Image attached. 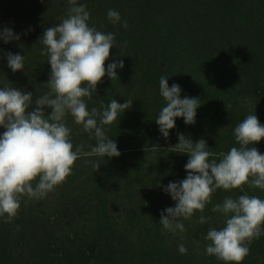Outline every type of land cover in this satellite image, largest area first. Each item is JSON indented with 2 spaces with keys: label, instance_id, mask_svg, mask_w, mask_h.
Segmentation results:
<instances>
[{
  "label": "rangeland",
  "instance_id": "rangeland-1",
  "mask_svg": "<svg viewBox=\"0 0 264 264\" xmlns=\"http://www.w3.org/2000/svg\"><path fill=\"white\" fill-rule=\"evenodd\" d=\"M77 4L86 5L90 27L115 36L105 67L119 60L124 63L116 70L119 79L112 81L105 75V87H97L91 99L84 98L85 103L89 111L97 108L102 112L112 99L121 104L133 101L130 109L104 128L109 138L136 148L139 156L131 159L136 161L137 171L146 172L148 165H155L164 148L175 151L172 147L179 143L178 133L195 143L206 140L208 150L214 151L209 159L219 162L222 153L240 147L234 129L247 115L256 114L264 125V0H77ZM70 7L69 0H0V31L10 28L20 36L8 43L0 39V88L31 92L30 110L35 109L37 97L51 92L47 84L51 66L47 54H41L45 46L40 38L47 28L67 17ZM110 9L120 14L119 23L108 19ZM9 52L25 56L24 70L14 73L8 67ZM161 76L168 78L169 87L180 85L181 98L201 100L196 123L188 125L182 117L176 118V127L167 139L155 122L166 106L156 84ZM44 111L50 115L52 109L45 107ZM65 123L71 129L74 151L83 145L88 152L96 145L94 132H85L71 114L66 115ZM5 130L0 127V135ZM252 146L264 155V140ZM175 154L180 156L168 160L169 172L155 198L143 202L132 192L134 184H117L108 197L102 192L103 216L98 214L100 199L93 186L98 171L91 170L101 160L81 157L66 180L46 197L21 198L13 220L29 219L28 235L33 238L26 242L30 246L23 255L18 254L11 263L85 264L91 249L105 250L107 240L116 245L128 241L143 258L142 264H210L212 257L218 260L206 253L210 243L206 237L209 230H220L226 222L212 208L226 197L237 199L240 189H217L203 213L196 211L190 220L181 219L185 231L164 229L161 212L176 204L164 188L188 175L189 155ZM123 160L119 163L125 168L134 165ZM241 190L264 199V189L245 184ZM201 215L206 218L202 224L198 223ZM261 236L259 245L264 249V232ZM181 244L187 249L185 254L179 251ZM125 256L123 251L116 253L114 261L127 260ZM3 259L0 255L1 264ZM216 264L227 262L218 260Z\"/></svg>",
  "mask_w": 264,
  "mask_h": 264
},
{
  "label": "clouds",
  "instance_id": "clouds-1",
  "mask_svg": "<svg viewBox=\"0 0 264 264\" xmlns=\"http://www.w3.org/2000/svg\"><path fill=\"white\" fill-rule=\"evenodd\" d=\"M69 3L67 17L47 28L40 38L45 46L41 54H47L51 66L47 83L51 92L37 97L35 109L30 110L31 92L0 88V127L6 129L0 135V217L5 223L18 215L22 197H46L63 183L81 156L111 158L121 155L117 143L106 135L104 126L120 118L132 107L133 101L121 104L112 99L101 112L97 108L89 111L84 100L85 97L91 99L105 75L112 81L119 79L116 70L124 67L123 60L105 67L115 46V36L89 26L90 13L86 5H78L77 0H69ZM107 16L114 24L121 20L120 14L111 9ZM123 26L128 27L126 21ZM0 39L8 43L19 40L20 36L4 28L0 31ZM24 60L25 56L19 53H7L8 67L14 73L24 70ZM159 91L166 106L155 122L164 138H169L178 117H182L185 124L196 123L197 109L201 106L199 98H181L180 85L169 87L165 76L160 77ZM45 107L52 109L50 115H46ZM226 107L229 106L226 104ZM68 114L85 132H94L97 143L90 146V151H83V145L73 150L71 129L65 123ZM234 133L240 147L222 153L219 162L209 159L213 153L208 150L206 140L193 143L178 133L179 143L172 149L189 155L185 165L188 175L164 188L176 202L175 207L161 212L160 223L164 229L185 231L181 219L190 220L196 211L203 213L217 189H242L245 184L264 189V155L257 147H249L264 140V125L256 114H250L235 127ZM93 167L97 171L100 169L99 163H93ZM212 211L230 218L220 230L208 231L206 239L210 243L206 253L227 264H242L250 253L248 245L264 232V199L247 194L237 199L226 197L222 204L214 205ZM205 222L206 218L201 215L198 223ZM179 251L185 254L187 249L181 244Z\"/></svg>",
  "mask_w": 264,
  "mask_h": 264
},
{
  "label": "trees",
  "instance_id": "trees-1",
  "mask_svg": "<svg viewBox=\"0 0 264 264\" xmlns=\"http://www.w3.org/2000/svg\"><path fill=\"white\" fill-rule=\"evenodd\" d=\"M97 87L99 88L105 87L104 80L102 83H99ZM114 141L117 143L118 150L121 153L119 157H111V158L100 157V156L90 157L92 159L101 160V163H99L100 169L97 172L98 177L95 179L96 185L93 184V186H95L96 197L98 200L100 199L98 203L99 215H101L103 210L101 204V199L103 198L102 192L104 194L103 195L104 197H108L109 193H112L116 189L115 186L117 184L120 183L125 184L126 181L130 185L134 184V188H133L134 190L132 192H134L135 195L138 194L136 196L142 198L143 202L147 201V199L149 200L152 197L155 198L157 195V188L159 189L164 184L166 180V176L169 172L168 160L170 159V157H173L175 159L180 156V155H176L175 152L171 150L168 151L167 148H164L166 150L160 151V153H158L160 159L158 160V162L155 163V165L154 163L148 165L147 166L148 170H146V172L142 171L141 169L140 171H137L135 169L136 168L135 164L137 163L136 161L133 162L131 159L134 156H139V153L138 154L136 153L137 152L135 150L136 148L129 146V144L127 142H124L123 140L118 142V140L115 139ZM157 149L158 146H156V148H154L153 150H157ZM151 152L153 151L151 150ZM212 152L214 153V151ZM177 154H181V153H177ZM81 157L78 160H82ZM122 158H124L123 160L124 163L129 161V163H133L134 165L131 167L130 165H128V167L125 168L126 165L119 163V160ZM91 170H93V172L97 171V169L96 168L93 169V167L91 168ZM107 186H109V191ZM239 193L240 195H245L244 190L240 189ZM221 217L225 218L223 219L225 222L227 218H230V217H226L225 214L222 212H221ZM29 225H30V221L29 219H25V217L24 219H14L9 223H5L4 219H0V255L4 256L2 262L3 264H8V263L12 264L11 262L13 261V259L17 258L15 256H17L18 254L23 255V252L25 251L24 248L25 247L28 248L30 246L29 242L26 243L27 241H30L33 238L31 237L32 234L28 235ZM32 229L29 230L33 232V230L35 229L33 230ZM261 241H263V238L260 235L258 239L252 240V242L249 244L250 253L248 256L245 257V261H244L245 264H264V258H263L264 256H262V254H264L263 251L264 249L262 248V246L259 245ZM105 246L106 249L105 250L101 249V251L99 248H97L96 250L94 248L91 249L92 252L90 255L86 256L87 260L85 261V264H142L144 262L142 261L143 258L138 255L136 250L130 248V243L128 241L125 243L117 242L116 245L107 240ZM121 251H123L126 254L125 258L127 259L128 257V259L127 260L122 259L119 262L114 261L116 253H121ZM210 260H211L209 261L210 264H216L218 261L216 259L213 261V257ZM258 260H261V262L258 263Z\"/></svg>",
  "mask_w": 264,
  "mask_h": 264
}]
</instances>
